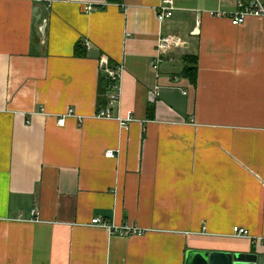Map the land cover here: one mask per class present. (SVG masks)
<instances>
[{"label": "crops", "instance_id": "0c3cea01", "mask_svg": "<svg viewBox=\"0 0 264 264\" xmlns=\"http://www.w3.org/2000/svg\"><path fill=\"white\" fill-rule=\"evenodd\" d=\"M239 1L175 0L160 22L161 0H0V264H264V21L234 25ZM162 36L185 43L156 70ZM103 57L125 68L112 119L96 116Z\"/></svg>", "mask_w": 264, "mask_h": 264}, {"label": "built area", "instance_id": "2783aa9c", "mask_svg": "<svg viewBox=\"0 0 264 264\" xmlns=\"http://www.w3.org/2000/svg\"><path fill=\"white\" fill-rule=\"evenodd\" d=\"M95 6L89 4L86 6V12H92ZM175 0H161L159 6L157 7V18L160 22L173 16L176 10ZM231 18L234 25H240L246 21L249 17H258L264 21V2L262 0H240L237 4V8L225 14ZM185 41L177 36H162L159 38L157 43V54L153 60V67L157 70L160 66V62L167 57V53L174 47H179L184 44ZM90 43L86 42L85 46L90 48ZM168 59L172 60L171 57ZM101 68L107 74L108 78L111 79V84L107 91V104L105 106H100L96 116L99 118H114L113 108L116 104L120 102L121 99V89H122V77L125 72L123 65L112 68L109 66V61L107 57H103L101 60ZM160 95V87L156 85L151 91L152 100H155ZM75 115V110L73 108L69 109L67 114L61 115L58 119V124L63 125L65 123V118L67 116ZM120 120L121 126L128 128L129 122L132 121V117L118 118ZM106 155L108 157L115 156L114 150H109ZM36 211H33V215H36ZM92 224L107 227L111 234L118 233L120 235H140L143 231L137 226H115L114 224H108L107 220L101 217H95L92 220ZM233 233L235 236H248L249 232L246 228L235 226L233 228ZM259 241L264 242V238H257Z\"/></svg>", "mask_w": 264, "mask_h": 264}, {"label": "water", "instance_id": "95a60500", "mask_svg": "<svg viewBox=\"0 0 264 264\" xmlns=\"http://www.w3.org/2000/svg\"><path fill=\"white\" fill-rule=\"evenodd\" d=\"M44 31V28H42ZM186 264H258L254 253L209 252L207 250H189Z\"/></svg>", "mask_w": 264, "mask_h": 264}, {"label": "trees", "instance_id": "16d2710c", "mask_svg": "<svg viewBox=\"0 0 264 264\" xmlns=\"http://www.w3.org/2000/svg\"><path fill=\"white\" fill-rule=\"evenodd\" d=\"M109 3H118L122 2V0H108ZM76 55L84 56L85 53L82 49V45L80 43L76 44ZM185 68L183 71V76L187 78L193 85L197 84V72H198V57L197 56H187L185 57ZM111 84V79L105 77L102 78L100 83V105L104 106L107 103L105 97L107 95L108 87Z\"/></svg>", "mask_w": 264, "mask_h": 264}]
</instances>
